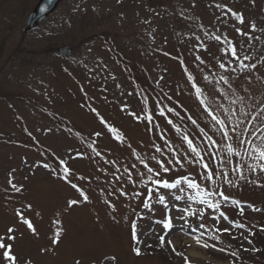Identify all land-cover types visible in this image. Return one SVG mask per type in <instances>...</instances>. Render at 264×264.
<instances>
[{
  "label": "rangeland",
  "instance_id": "rangeland-1",
  "mask_svg": "<svg viewBox=\"0 0 264 264\" xmlns=\"http://www.w3.org/2000/svg\"><path fill=\"white\" fill-rule=\"evenodd\" d=\"M39 1L0 0V237L15 229L17 264H264V0H64L27 33Z\"/></svg>",
  "mask_w": 264,
  "mask_h": 264
},
{
  "label": "snow or ice",
  "instance_id": "snow-or-ice-1",
  "mask_svg": "<svg viewBox=\"0 0 264 264\" xmlns=\"http://www.w3.org/2000/svg\"><path fill=\"white\" fill-rule=\"evenodd\" d=\"M217 7H220V6L217 5ZM42 10L46 11L47 8L44 7ZM228 11L231 12V9H229ZM231 14H232L233 17L236 18V20H237L239 23H241V24L244 23V19H243L242 14H238V13H236V12H232ZM251 27H252L253 30H255V25H254V24L251 25ZM236 31L239 32L241 35H246V33L242 32L239 28H237ZM215 39H216L217 41H220L221 37H220V36H215ZM231 55H232L233 57H235L237 61H239L240 66H241L242 69H243V68H248V67H249V65H245V64L243 63V60L249 59V57H248V56H244L243 59H241V57H240L239 55H237V49H236L235 46H232V47H231ZM220 67H221V68H224L225 65H224L223 63H221V64H220ZM251 67H255V65H251ZM188 79H189V80H193V77H192L191 75H189ZM205 79H207V77H205ZM221 79H223V77H221ZM193 87L195 88L196 96H197L198 98H199L200 96H202V90H201V88L197 87L195 84L193 85ZM200 103H201L202 105H204L205 110L208 111V114L212 117V120H214L218 125H220L222 129H226V128H227V125H225L224 120L218 119L217 116L214 115V114H213V113L207 108V105L204 104V101H203V100H201ZM161 115H164V113L161 112ZM138 118H139V117H138ZM148 118H149V120H151V117H150V116H149ZM102 122H103V121H102ZM169 123H172V122L169 120ZM193 123H195V121H193ZM111 130H112L113 132L116 131L115 129H111ZM232 131L235 132L236 129L233 128ZM256 131H257L256 129H253V133H254V134H255ZM258 131H260L261 133H264V129H259ZM97 135H99V134H97ZM222 135H223L224 137H228V139H231V137L228 136V132H227L226 130L222 132ZM116 138H117V139H120L119 136H117ZM183 139L187 142V144H188V146H189L191 152L194 153L195 156H196L197 158H199V161L202 163V162H203V156H202L201 152L197 149V147L193 144V141H192L188 136H184ZM208 139H209V141H211V137H209ZM261 139H264V136H261ZM211 142H212L213 144L215 143L214 141H211ZM240 143H241V144H243V143L251 144L252 141H251V140H246V139H245V140H240ZM227 147H228V151L231 153V152L233 151V146H232L231 144H229ZM157 150L159 151V149H157ZM252 151L255 152V153H258V155L255 157L256 159H258V160H264V146H262V145H253V147H252ZM134 154H135V153H134ZM236 154H237V155H240L239 152H237ZM137 159H140V157H139L138 155H137ZM153 159H155V157H153ZM61 163L63 164L64 161H61ZM141 163H143V160H141ZM175 163H176V164H181V166H182V162L180 161L179 157L176 158ZM158 164H159L160 168H162L163 172H169V171L171 170L169 167L165 166L164 163H163L162 161H159ZM43 167L48 168L49 165L44 164ZM145 167L147 168V171H148L149 173H152V172L154 171L151 167H148L147 164H145ZM203 167L207 169V168H208V165H207V164H203ZM260 167H261V170L264 171V165H261ZM70 172H71V170H70L67 166H65V168H64V176H63L62 178H63L67 183H69L70 186H71L73 189H75V190L79 193L80 197H82V199H83L84 201H87V200H88V196L84 193V191H83L82 189H80V188L78 187L77 184L72 183L71 180L69 179V174H70ZM155 174H156L157 176L160 175L159 172H156ZM130 175H131V174L129 173V176H130ZM79 179H83V177H79ZM206 179H208V180H212V173H211V171L208 172V174H207V176H206ZM155 183H160V181H155ZM229 183L231 184L232 182L229 181ZM171 186H172V185H168L167 183H165V187H171ZM189 186L192 187V188H199V185H198V184H196V183H194V182H191V181H189ZM12 188H13V190H15V191H17V192H19V191L21 190V189H20L19 187H17L15 184H12ZM214 194H215V193H209V192H207V191H205V192L203 193V195H205V196H207V195H214ZM219 195H220L221 197H223V200H224L225 202H228V201L230 200V197L226 196L223 192H219ZM78 203H80V200H77V199L70 200V201L68 202V207H72L73 205H77ZM231 203H232L233 205H237V206H239L241 202H240V201H237V200H231ZM28 207L31 208V205H29ZM145 207H148V205L145 204ZM209 207H210V208L219 209V208H220V203L217 202V203L213 204V203L209 202ZM253 210H254V211H258L259 209H255V208H253ZM181 211L187 212L188 210H187V209H181ZM239 211H240L241 214H243V211H244L243 207H240V208H239ZM19 215H20V219H21V221H22L24 224L27 225L28 229H30V230L32 231L33 234H35V233H36V229H35L34 225L32 224V222H31L30 220L25 219V218L23 217V214H22V213L19 214ZM220 215H221V217H224L225 219H227V216H226L225 213L221 212ZM162 223H163V227H164L165 229H171V228L173 227L171 216H169V217H168L165 221H163ZM240 227H244V225H240ZM216 231H217V232H230V229H223V230H221V229L217 228ZM14 232H15V229L9 227V228L7 229V233H8V235H7L6 237H0V249H3V250H4V257H5V259H6L7 261H9V264H17V258H16L15 255L12 254V245H11V244H6V243H4V240H5V239H8V240H12V241H14V240H15V235L13 234ZM133 238L135 239V232H133ZM216 239H219V237H216ZM59 241H60V233H59V231H57V232L55 233V235H54V238H53V240H52V243H53V244H58ZM160 242H161V246H163V244H164V237H163V236L160 237ZM168 243L171 245V241H168ZM197 243H200L199 238H197ZM203 246H204V247H208L209 245H207V244H203ZM149 247H151V245H149ZM213 247H214V245H213ZM172 249H173L174 252L176 251L174 245L172 246ZM221 251H223V249H221ZM133 252H134L136 255H141V250H140L139 247H134V248H133ZM177 254H178V255H182V253H177ZM112 259L114 260L115 258L113 257ZM185 260H186V264H187V257H185ZM26 264H30V262H26ZM76 264H80V261L77 260V261H76Z\"/></svg>",
  "mask_w": 264,
  "mask_h": 264
},
{
  "label": "water",
  "instance_id": "water-1",
  "mask_svg": "<svg viewBox=\"0 0 264 264\" xmlns=\"http://www.w3.org/2000/svg\"><path fill=\"white\" fill-rule=\"evenodd\" d=\"M62 1L63 0H40L27 18L25 32L28 33L37 29L41 23L47 20L48 17L57 10ZM44 7L47 8L46 11L42 10ZM59 53L66 58H70L73 54L72 49L67 46L60 48Z\"/></svg>",
  "mask_w": 264,
  "mask_h": 264
}]
</instances>
